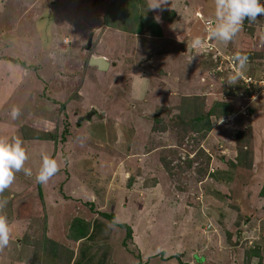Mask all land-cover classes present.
<instances>
[{
  "label": "rangeland",
  "instance_id": "1",
  "mask_svg": "<svg viewBox=\"0 0 264 264\" xmlns=\"http://www.w3.org/2000/svg\"><path fill=\"white\" fill-rule=\"evenodd\" d=\"M113 1L0 0V139L23 141V168L32 173H15L0 192L10 226L0 264H74L81 250L91 255L88 246L102 250L92 264L101 254L104 264H264L262 16L225 43L207 38L214 0H168L163 11L145 0L163 37L149 27L136 36L104 25ZM186 3L201 7L192 31L171 15L181 16ZM195 37L202 48L192 49ZM220 48L226 54L216 59ZM236 50L259 58L230 84ZM92 55L106 57L109 70L90 67ZM220 102L231 115L213 118L198 136L194 119ZM92 108L97 113L80 122ZM26 128L61 140L68 130L47 183L36 176L43 156L54 157L53 142L26 140ZM89 204L132 225L126 248V232L107 220L97 245L68 238L76 218L98 216Z\"/></svg>",
  "mask_w": 264,
  "mask_h": 264
},
{
  "label": "trees",
  "instance_id": "2",
  "mask_svg": "<svg viewBox=\"0 0 264 264\" xmlns=\"http://www.w3.org/2000/svg\"><path fill=\"white\" fill-rule=\"evenodd\" d=\"M147 3L145 0H114L113 3L108 7L107 13L104 16V25L107 28L114 29L117 31H121L124 34L128 33L131 35L141 36L144 34L145 28L149 27L154 31V35L157 38L163 37V33L161 31V27L159 24L154 20L151 13H147ZM145 15H149L145 16ZM172 17H176L175 13H171ZM167 18V16H166ZM173 19V18H172ZM259 19V17L256 18L255 21H244V25L246 29H249L253 25L255 27L258 26L259 23L256 21ZM170 20V19H169ZM261 23L260 25L264 27V16L260 18ZM259 20V21H260ZM211 51L210 49H207L206 52ZM244 52V51H243ZM242 54L247 55L248 61L245 65V67L242 69V73L246 75L249 68H252V66L255 64L257 59L259 58V54L257 53H250L246 52ZM210 54V53H209ZM216 59L220 58L217 53H215ZM236 65V62H235ZM247 70V71H246ZM232 113L231 106L227 102H220L214 106L208 113H204L202 111L200 117L194 119L193 124L191 125V129L194 133H196L198 136L203 135L205 136L206 133H209L212 128V119L215 117H219L220 114L224 117L230 116ZM26 131L25 136L26 140H39V141H50L53 142L54 146V159L56 157V154L59 149V145L61 146V142L65 139L63 136H66L68 134V130L66 128V131L62 134V140L59 139L57 136L58 133L56 132H42V131H36L33 129L26 128L24 129ZM132 181L130 180V183ZM264 197V186L263 190L261 192ZM90 210L97 214L98 216L95 218L93 222L84 220L83 218H76L69 230V236L68 238L73 242H79L83 241L86 244H96L97 239L99 236L101 237V233L105 231V233H109V227L108 224L105 223L104 220H107L115 227H119L123 229L126 232V238L124 240V247L126 248L127 242L130 241L133 238V229L132 225H130L129 222L125 223L121 221L118 224H114L115 215L109 214L106 212H98L96 209V206L93 204H89ZM234 207V206H233ZM240 213V217H243V214ZM2 212L0 213L1 216ZM252 215V214H251ZM246 219H251L250 217H246ZM240 234V233H239ZM84 243V244H85ZM97 245V244H96ZM259 245V244H258ZM96 247V246H94ZM91 248V249H90ZM88 249L92 252L91 255H88L85 253V251L80 252V257L74 264H92L97 259L98 254L100 253L101 248L97 249L95 252H93L94 248L92 246H88ZM87 255V256H86ZM104 254H101L100 256V264H104ZM247 255L249 257H258L262 258L259 251H247ZM73 258V257H72ZM137 259L140 260V256L138 255ZM72 261V259H71ZM99 261V260H98ZM142 264V263H139ZM181 264V263H180Z\"/></svg>",
  "mask_w": 264,
  "mask_h": 264
},
{
  "label": "clouds",
  "instance_id": "3",
  "mask_svg": "<svg viewBox=\"0 0 264 264\" xmlns=\"http://www.w3.org/2000/svg\"><path fill=\"white\" fill-rule=\"evenodd\" d=\"M214 2L216 21L206 29L209 40H219L225 43L232 41L240 32L245 20L255 21L258 16H264V2L262 0H214ZM167 4L168 0H156V2L150 4L149 9L163 11L165 10L164 6ZM155 19L160 22L159 16ZM203 46L204 41L200 37H195L191 41V47L194 50ZM233 60L236 62L238 71L235 76L230 78V84L235 83L240 78V70L245 67L248 57L237 52ZM11 115L15 119L18 117L19 111L14 108ZM26 160L27 154L23 141L19 137H14L11 142L0 139V192L13 183L15 173L20 172L22 169L25 175H32L29 169L23 168ZM57 171V161L45 155L36 180L41 184L47 183ZM9 240V223L5 217L0 216V248L7 247Z\"/></svg>",
  "mask_w": 264,
  "mask_h": 264
},
{
  "label": "crops",
  "instance_id": "4",
  "mask_svg": "<svg viewBox=\"0 0 264 264\" xmlns=\"http://www.w3.org/2000/svg\"><path fill=\"white\" fill-rule=\"evenodd\" d=\"M262 2H264V0H262ZM213 7H215V6H213ZM212 7V8H213ZM199 8H201V7H197V8H191V6L189 5V3H186V4H184V13H182V17L183 18H180L181 16L179 15L178 16V13L176 12V11H174V10H172V11H174L175 13H176V16L178 17V19L180 20V19H182V21H184V23H186V25L188 24L189 25V29L188 30H191L192 31V29L194 28V19H196L195 18V16H194V14H195V12H196V10L197 9H199ZM208 8V11H206L205 13L206 14H204V16H205V18H210V17H212L213 16V11H212V8H209V7H207ZM207 16V17H206ZM177 17H172V18H177ZM199 19V18H198ZM197 20V19H196ZM206 20V19H205ZM207 21V23L210 25V24H213V23H211V21L209 20V19H207L206 20ZM190 22H192V23H190ZM206 23V22H205ZM207 25V24H206ZM263 30H264V27H263ZM183 33V32H182ZM241 34H237V38L235 39V41L236 40H238L239 39V36H240ZM241 38V37H240ZM191 40H193V38H191ZM233 41H231V43H232ZM220 50H221V52L219 51V50H217V54L218 55H223V54H226V51L224 50V49H221L220 48ZM233 50H234V48H233ZM236 52H237V50H236ZM197 53V52H196ZM211 56H212V54H211ZM209 57L210 59H213L212 57ZM214 56V55H213ZM206 63L204 62L203 63V65H205ZM261 220V219H260Z\"/></svg>",
  "mask_w": 264,
  "mask_h": 264
},
{
  "label": "water",
  "instance_id": "5",
  "mask_svg": "<svg viewBox=\"0 0 264 264\" xmlns=\"http://www.w3.org/2000/svg\"><path fill=\"white\" fill-rule=\"evenodd\" d=\"M93 46V37L89 39L86 50L90 51ZM90 67L96 68L101 72H106L109 70L111 64L104 56H91L89 60ZM115 65V64H114ZM94 113H90L87 115V120H90Z\"/></svg>",
  "mask_w": 264,
  "mask_h": 264
},
{
  "label": "flooded vegetation",
  "instance_id": "6",
  "mask_svg": "<svg viewBox=\"0 0 264 264\" xmlns=\"http://www.w3.org/2000/svg\"><path fill=\"white\" fill-rule=\"evenodd\" d=\"M88 45V44H87ZM90 113H94L93 114V116L97 113V111L94 109V108H92V110H90V112H88L87 114H86V116H79V121L80 122H83V121H90V120H87L86 118H87V115L88 114H90ZM77 115H79V114H77ZM78 126H80V124L78 123Z\"/></svg>",
  "mask_w": 264,
  "mask_h": 264
},
{
  "label": "built area",
  "instance_id": "7",
  "mask_svg": "<svg viewBox=\"0 0 264 264\" xmlns=\"http://www.w3.org/2000/svg\"><path fill=\"white\" fill-rule=\"evenodd\" d=\"M208 40H209V39H208ZM209 49H210V50H212L213 48H212V49H211V48H209Z\"/></svg>",
  "mask_w": 264,
  "mask_h": 264
}]
</instances>
